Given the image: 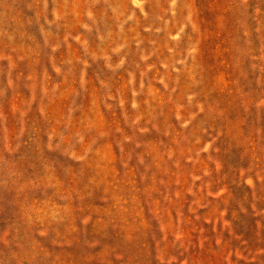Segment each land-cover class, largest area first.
Segmentation results:
<instances>
[{"label":"rangeland","instance_id":"1","mask_svg":"<svg viewBox=\"0 0 264 264\" xmlns=\"http://www.w3.org/2000/svg\"><path fill=\"white\" fill-rule=\"evenodd\" d=\"M0 264H264V0H0Z\"/></svg>","mask_w":264,"mask_h":264}]
</instances>
